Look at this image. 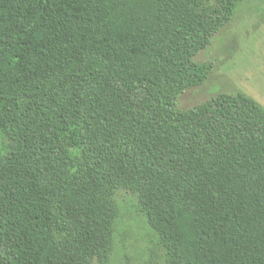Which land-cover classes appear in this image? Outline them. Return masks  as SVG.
<instances>
[{"label": "trees", "instance_id": "16d2710c", "mask_svg": "<svg viewBox=\"0 0 264 264\" xmlns=\"http://www.w3.org/2000/svg\"><path fill=\"white\" fill-rule=\"evenodd\" d=\"M244 1L0 0V264H107L121 194V264H264V107L177 108Z\"/></svg>", "mask_w": 264, "mask_h": 264}, {"label": "rangeland", "instance_id": "374dc122", "mask_svg": "<svg viewBox=\"0 0 264 264\" xmlns=\"http://www.w3.org/2000/svg\"><path fill=\"white\" fill-rule=\"evenodd\" d=\"M198 63H210L212 73L199 87L180 94L177 108L186 110L217 94L244 92L264 107V0H245L233 19L196 56ZM6 142L0 137V149ZM122 208L125 242L115 239V247L107 264H121L126 254L134 262L144 258L150 237L141 222L128 214L124 194L117 198ZM140 225V227H139ZM121 232V233H124ZM144 255V256H143Z\"/></svg>", "mask_w": 264, "mask_h": 264}]
</instances>
